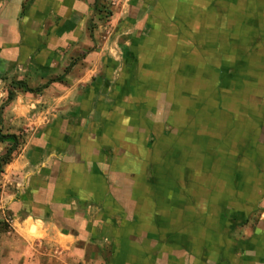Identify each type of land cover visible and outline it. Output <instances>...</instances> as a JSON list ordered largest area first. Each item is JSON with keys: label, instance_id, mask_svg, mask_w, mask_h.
Returning a JSON list of instances; mask_svg holds the SVG:
<instances>
[{"label": "crops", "instance_id": "crops-1", "mask_svg": "<svg viewBox=\"0 0 264 264\" xmlns=\"http://www.w3.org/2000/svg\"><path fill=\"white\" fill-rule=\"evenodd\" d=\"M24 119L0 264H264V0H0Z\"/></svg>", "mask_w": 264, "mask_h": 264}, {"label": "trees", "instance_id": "trees-1", "mask_svg": "<svg viewBox=\"0 0 264 264\" xmlns=\"http://www.w3.org/2000/svg\"><path fill=\"white\" fill-rule=\"evenodd\" d=\"M17 85L19 87H22L25 91H28V92H31V91L36 92L40 89V88H38L35 90H30L25 85H22L21 83H18V82H17ZM9 99H10V94H8V96H7V100H9ZM3 140H9L10 144H9V147L7 148V150L4 152V154L0 156V168L2 165L8 163L11 160V155L15 151L17 144H18L16 136H14V135H1L0 134V141H3Z\"/></svg>", "mask_w": 264, "mask_h": 264}, {"label": "rangeland", "instance_id": "rangeland-1", "mask_svg": "<svg viewBox=\"0 0 264 264\" xmlns=\"http://www.w3.org/2000/svg\"><path fill=\"white\" fill-rule=\"evenodd\" d=\"M27 119V118H26ZM26 119H24V123H20L18 125V127L16 128V130L18 131V135H17V141H18V144H17V147L15 149V152H19L22 145L25 143L27 137L29 136V133L31 130H29V127L26 126L27 125V121ZM33 127V126H31ZM2 130H0V133H1ZM10 144V143H9ZM4 154V153H3ZM1 154V155H3ZM4 223V222H3ZM4 226L8 227L7 224H4ZM35 228L34 227H31L30 228V231H29V235L33 236V237H36L37 234L35 233ZM80 264V263H79ZM91 264V263H90Z\"/></svg>", "mask_w": 264, "mask_h": 264}, {"label": "built area", "instance_id": "built-area-1", "mask_svg": "<svg viewBox=\"0 0 264 264\" xmlns=\"http://www.w3.org/2000/svg\"><path fill=\"white\" fill-rule=\"evenodd\" d=\"M4 222V224H7V221H3Z\"/></svg>", "mask_w": 264, "mask_h": 264}]
</instances>
